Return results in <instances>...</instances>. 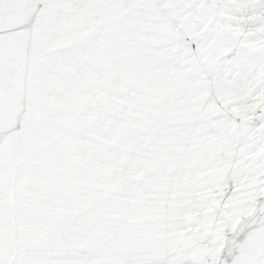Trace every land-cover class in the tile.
I'll list each match as a JSON object with an SVG mask.
<instances>
[{
	"label": "snow or ice",
	"instance_id": "obj_1",
	"mask_svg": "<svg viewBox=\"0 0 264 264\" xmlns=\"http://www.w3.org/2000/svg\"><path fill=\"white\" fill-rule=\"evenodd\" d=\"M0 264H264V0H0Z\"/></svg>",
	"mask_w": 264,
	"mask_h": 264
}]
</instances>
